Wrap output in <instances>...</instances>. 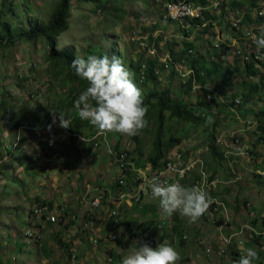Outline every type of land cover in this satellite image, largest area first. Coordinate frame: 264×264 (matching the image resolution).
I'll list each match as a JSON object with an SVG mask.
<instances>
[{
  "label": "rangeland",
  "instance_id": "rangeland-1",
  "mask_svg": "<svg viewBox=\"0 0 264 264\" xmlns=\"http://www.w3.org/2000/svg\"><path fill=\"white\" fill-rule=\"evenodd\" d=\"M55 1L0 0V24L8 21L12 27L21 29L44 25L50 18ZM105 1L74 0L72 2L67 27L56 38L55 52H68L74 58H86L88 55H99L107 49L110 58L120 59L131 73V78L135 64L143 61L141 63L144 65L147 59L155 56L158 61V65L156 64L158 79L147 86L140 83L136 85L142 96L147 90L156 89L159 92L167 89L172 100H183L193 104L195 101L203 102L206 94L211 95L214 92L213 86H218L226 94L215 92L217 99L212 98L207 104L202 105L211 120L213 116H217V126L212 125L209 118L204 124L195 123L191 129L185 125L186 122L177 118L168 121L167 134L176 138L175 145L180 142L185 146L191 144L195 139L192 135L196 133L202 139H208L209 134L206 135V131L210 132L211 129L215 135L225 134L223 136H226L229 131L237 128L244 129L248 137L253 139L252 142H255L256 136L261 133L255 112L264 108V87L254 97V102L237 108V115L244 119L241 118V125L231 127L232 121H228L220 112H225V104L232 99L239 98L242 101L243 93L239 83L244 78H248L242 72L241 60L234 56L231 50L224 52L221 48L219 57L215 56L217 54L215 38L221 28L225 29L226 32L223 33L225 36L226 33L231 32L227 26V19L230 17L235 19L239 16L238 12L241 9H254L253 7L259 6L260 3L264 4V0H223L218 10H210V13L216 17V21L213 20V28L205 32L207 34L196 31L202 30L203 27H194L191 23H184V20L180 22L182 24L165 20L163 7L167 0H145V2L144 0H109L110 7L96 8L100 2ZM233 3L239 5L232 7ZM117 11L120 13H116ZM111 14L115 17H111ZM219 20L222 26L217 24ZM249 24V21H243L241 26L245 30ZM182 26L190 30V36L186 31H182ZM192 30L195 31L192 33ZM253 33H257V30L254 29ZM160 36L158 44H154ZM218 39L221 38L218 37ZM185 42L193 44L196 56L201 59L200 64L210 63L209 60L215 63L216 72L208 76L211 79L205 81L210 90V92L207 91L208 93L203 92L204 83H198L195 80L190 89L188 91L186 89L189 68L181 62H175L174 59L176 52L183 54ZM48 48L39 38L30 43H16L5 47L4 50L0 49V264H120L121 257L135 248L137 242L147 243L153 247L164 242L171 244L179 254L176 264H185V261L191 260H196V264H204L213 256H216L214 263H217L219 259L223 260L220 264H228L225 255L220 257L214 254L207 257L206 253H202L210 248L209 244L216 251L220 243L224 242L221 234L226 232L225 227L215 226L218 215L214 216L210 211L206 212L208 218H205L206 215L203 214L205 217L201 216L190 223L188 218L179 212L167 214L159 204H154L156 212H151V215L154 213L153 217L157 219L154 220L148 216L147 223L144 225V228L150 231L147 235L148 241L145 240L146 231L144 234L137 232L134 236L125 234L123 240L118 243L107 238L106 219L109 218L107 214L112 210L113 205L117 207V201L114 199L116 194L111 187L114 184L115 175L119 172L118 165L115 164L116 159L111 155L112 148L109 149V147L117 141L120 149L131 150L135 144L131 136L115 132L105 134V131L90 125L88 121L85 123L86 120L79 119L80 131L72 135L68 127L60 126L59 113L66 117L68 123L78 116L73 108V101L85 87L79 85L78 81H72L66 77V75L69 76V70L60 60L47 56ZM222 54L229 58H222L220 56ZM235 59L238 62H235ZM169 60L174 62V73L170 66L165 67ZM160 62L164 63V66ZM247 83L243 85V88L248 87ZM71 89L75 97L71 105H65L64 100H69L72 96ZM217 101L223 103L218 104ZM152 117L153 115L147 122L148 131L142 130L139 135L140 152L143 157L144 151L147 155L151 153L155 128L154 119L150 120ZM165 138L167 139V135ZM87 142L90 146L89 150L83 149L84 143ZM194 154L199 155V150L194 151ZM263 159L264 144L257 142L253 153H249L246 159L247 163L242 168L243 173L246 175L247 172L252 171L255 174L260 167L264 168ZM258 164L260 167L256 168ZM217 168H221L220 171L226 174L222 163H217ZM221 172L216 174L218 179ZM254 177L241 178L243 184L253 186L251 190H243L239 197L256 203V207L252 209L254 213L251 208L249 209L251 211V215L247 217L249 226L246 225L243 229L251 233L252 237L247 236L250 239L260 236L256 238L259 242L264 235L260 234L262 232H254L250 225L258 226L255 227L258 231L259 228L264 229L261 226L264 223L260 217L264 216V179L255 175ZM104 187L110 189L97 209L100 216H97L94 226L83 228L80 223L83 222V218L85 219L83 214L86 213L90 200ZM43 200L49 203L46 204L49 210L54 207L69 214H76L81 218L80 223L72 220L61 225L55 223L48 226L41 216L33 217L30 210L41 205L36 202ZM144 200L148 201V198L145 197ZM155 201L157 203V200ZM16 206H20L19 215L26 216L28 213V219H32V225L29 228L35 227L41 239L36 241L27 239L26 230L23 229L26 223L22 222L15 212L14 219L10 217ZM119 209L125 211L122 208ZM68 213L65 214L68 215ZM220 215L227 216L225 209L221 210ZM237 216L239 219L245 218L239 213L234 216V219ZM255 218L259 223L257 222L254 226L252 222ZM177 221L182 224L187 234L184 233L185 243L175 247V242L171 239H175L176 234L173 228ZM208 223L211 225L207 226ZM101 227L105 229L97 231ZM197 227H199L198 231H196ZM58 228L60 230L62 228L59 238L64 242L69 239L72 241L71 250L73 253L75 251L78 253L75 261L72 260V256L69 259L64 249L57 245L55 233ZM78 241L81 245L74 251ZM17 243L18 248L13 246ZM242 246L243 255L245 249H254L252 240L245 239V245ZM44 247L48 255L43 251ZM80 250L86 251L85 254H82ZM254 250L257 251L259 258L253 261V264L254 262L258 264V260L263 261L264 253L259 248ZM108 251L116 252L119 256L111 261ZM13 257L15 260L12 259Z\"/></svg>",
  "mask_w": 264,
  "mask_h": 264
},
{
  "label": "trees",
  "instance_id": "trees-1",
  "mask_svg": "<svg viewBox=\"0 0 264 264\" xmlns=\"http://www.w3.org/2000/svg\"><path fill=\"white\" fill-rule=\"evenodd\" d=\"M74 0H56L54 3L53 11L50 15L49 20L47 21L46 24L40 25V26H29L26 27L25 29L21 28H14L8 21H3L0 24V49L4 50L5 47H10L13 46L16 43H27V42H32L37 39H42L45 44L49 47V53L47 56L51 59H57L60 60L61 63L67 67L69 70V76L66 75V77L72 81L76 80L78 81L79 85H84L83 87L87 86V81L80 79L78 76H76L70 68L71 61L74 59L73 56H71L68 52H55V42L56 38L66 29L67 27V20L70 15V9L72 7V2ZM112 1H117V0H112ZM169 2H177V1H187V2H194L195 4L201 5L203 7V10L200 15L198 16H187L183 20H172L170 19L167 15L165 16V10L163 9V16L165 20L168 22H176L179 24H182L180 22L184 23H191L194 25V27H203L202 30H196V31H201L202 33L207 32L209 29L213 28V20L216 21V17L210 13V10H218L220 6L223 4V0H167ZM145 2V0H144ZM143 3V2H142ZM236 3L231 4L232 7H237ZM105 7H110L109 5V0H106L104 3H99L98 7L96 8H105ZM212 7V8H209ZM252 8H245L241 9L238 13L239 16L235 17V19L230 17L227 19V26L231 29L230 33H226V36L223 34L225 33V29L221 28L219 33H216V38L215 41L217 42L215 46L217 47L215 50V53H217L215 56L219 57V51L222 48L224 52H227L228 49L231 47V44L233 42L239 44L241 48H244L249 45H253L252 40L253 38L251 37V34L248 30V27L245 28H240L236 29L232 27V24L234 22H255L257 24L264 23V4L260 3L259 6L253 7ZM262 11V14H259V12ZM116 13H120L117 11ZM115 14V13H114ZM256 16H261L256 20H253V17ZM111 17H115L113 14H111ZM217 24L222 26V22L219 20L217 21ZM183 29L182 31L187 33V35H191V32L189 29H186V26H182ZM225 27V26H224ZM195 30H192V33ZM251 31H254L253 29ZM207 34V33H205ZM151 37V36H150ZM221 38V39H218ZM161 39V36L158 37L155 41L154 44H158V41ZM152 45V44H151ZM219 48V49H218ZM97 51H99L96 48ZM100 52V51H99ZM264 50H260V52L257 51L258 54H262ZM183 54H180V52H176L174 59L175 62H181L183 65L187 66L189 69H193V74L189 75L186 81V89L187 91L190 89L192 82H193V75L196 77L195 81L198 83H204L206 84V80L211 79L209 78L212 73L216 72V67L214 66L215 63L214 61L209 60L210 63H201L200 64V57L196 56L195 50L193 48V44L185 42V49L182 50ZM107 55L110 58L109 51L107 49H104L102 52L99 53V55ZM143 55V53L141 54ZM223 58V54L220 55ZM240 60V57H237ZM143 61H140L139 63L135 64L134 69H133V76L132 80L135 85L138 83L142 84L143 86L149 85V83L156 81L158 79V74H157V69H156V64L158 65L157 58L154 56L152 59H147L144 65H142ZM235 62H238L237 59H235ZM161 65L164 66V63L160 62ZM173 64L174 62L169 60L168 66H170V69L173 71ZM260 65H255L253 61L245 62L242 60V72L247 77L248 79H243L239 83L240 86L242 87V101L238 104L235 103L234 99H232L228 104H225L224 110L225 112H220L221 114H230L232 113L229 110L235 109V107H244L245 105L254 102V97L260 92L261 88L264 87V61H261L259 63ZM261 66V68H260ZM209 76V77H208ZM208 77V78H207ZM247 80H250L251 82H246ZM255 80V81H253ZM248 84V87H244V84ZM214 92L212 94V98L217 99L216 93H221L222 95H226L225 91H222L219 89L218 86H213ZM216 92V93H215ZM72 93V96L69 98V100L65 99V105H71L72 104V99L75 97L74 92L71 89L70 94ZM143 101H144V107L146 108V115L145 119L148 122V119L150 118L151 115L153 117L150 119H154L155 123V128H154V133H153V140H152V146H151V153L150 154H145L144 151V157L141 155V148L139 144L141 145V139H139V135L142 130L148 131L147 130V124L146 126L138 131L136 135L131 136V140L135 144L133 149L131 150H124L119 148V142L115 141L112 143V147H109L111 149V155L113 158L117 159L115 164L117 165H122L121 170L115 175L114 179V184H112L111 189L115 191V200L116 196H118V193L121 192L124 194L123 198V205L125 206L124 199L129 197L133 200V206L130 208L131 209V215L128 217V221L123 219H118L120 216L119 213V208H122V206H118L114 208V213L110 215L108 219H106V225L108 229L107 233V238H110L113 236L115 242H119L120 240H123V237H125V234H128L129 236H134L137 234V232H143L146 228H144V225H135L133 222L136 220L134 219L135 216L139 215L138 213L136 214V211H139L141 215L147 214V209L150 207V203L148 201H145V197L148 198V200H152L153 197L150 195V191L139 192V200H135L137 194H138V186L137 183L135 182V173L130 167H132L134 164L137 167H142L144 168L147 165L151 166L150 173L151 175L153 174H158L160 173V170L165 168V163L168 161L166 154L171 153L172 150H174L175 146V141L176 138L173 136H169L167 134L168 132V121H173L175 118L178 120H181L183 122H186L188 125V128L191 129L192 126L197 123L198 125L204 124L206 120H208L209 116L206 114V111L203 112L202 108V102H198L195 104H188L183 100L179 101H174L171 99L169 92L167 89L163 91H157L156 89L153 90H147L145 91V94L143 95ZM64 104V102H60V104ZM218 104L223 103L222 101H217ZM168 113V114H167ZM204 113V116L201 114ZM228 115V116H230ZM255 118L258 119L260 126H258L261 130V133L257 135L256 140L257 142H262L264 144V108L256 111L255 112ZM236 120V118H234ZM232 120V121H234ZM212 122L214 125L217 124V116H213ZM87 123V121H85ZM80 120L78 116H75L72 118V120L69 122V132L71 135L75 132L78 133L80 131ZM91 132H96V131H91ZM107 132H105L106 134ZM208 139L212 138V134L208 133ZM167 135V139L165 136ZM208 139L201 138V137H195V143L193 145H187L189 148V152L193 154L194 151L199 149V146H204V143H208L210 145L213 142H209ZM87 143H84L83 149H88L90 146L87 145ZM109 146V145H108ZM71 148V147H70ZM73 149V147L71 148ZM203 149V148H201ZM219 149V150H217ZM91 151V149H90ZM210 155L212 158L215 160V163H219L221 158H223L224 153L221 151L220 148H212L211 149ZM92 152V151H91ZM150 152V151H149ZM125 153L126 155H123ZM251 153V151H250ZM123 155V157H121ZM136 156V157H135ZM122 160H120V159ZM141 159H146L145 161H140ZM204 162V160H203ZM133 163V165L131 164ZM205 165V164H204ZM130 169V170H128ZM255 176L261 178L256 172L254 174ZM196 178L199 176L196 175ZM263 179V178H261ZM122 181V183H121ZM120 186V188H119ZM110 188L104 187L103 190L107 193ZM94 195V194H93ZM106 197V196H105ZM91 201V200H90ZM38 204H49L47 202L43 201H38L36 202ZM122 203V202H121ZM119 203V205H122ZM225 203V202H224ZM142 205V207H140ZM219 208V207H218ZM98 208L92 206L91 204L88 205L86 213L83 214L84 222H91L92 224L89 227H92L95 225V222L97 220V216L100 215L97 211ZM137 209V210H136ZM217 209V208H216ZM223 208L221 207V210ZM33 208L30 210L31 214H33ZM62 211V210H61ZM127 212V211H126ZM68 213V212H64ZM30 214V216H31ZM69 215V216H68ZM64 214L61 216L57 217V221L53 223L47 222L48 220L46 219V215H38L41 216L44 221L47 223L48 226L51 224H57L61 225L65 223L66 221H72L73 222H78L80 223L81 218L77 217L76 214ZM33 217H37V215H32ZM31 216V217H32ZM72 216V217H71ZM157 219L154 216V220ZM257 220V219H256ZM255 219L253 220L252 224H256L257 222ZM218 224H222L224 222L223 218L219 216V218L216 220ZM26 223L27 227H30L32 224ZM124 224V228L121 229L120 233H118L117 229L120 226V224ZM143 226V227H142ZM261 226H264V224H261ZM26 227V228H27ZM88 227V228H89ZM83 228H85L83 226ZM105 229V228H104ZM174 231H175V239L172 238L171 240L175 242V247L179 244H184L185 239L184 237L186 236L183 232V227L182 224L179 223L178 221L176 222L174 226ZM62 230V228H61ZM60 228L56 230L55 233V240L57 242V245L60 246L61 248L64 249V251L67 253L69 256V259L72 255V241L66 240L65 242L59 238L60 232H62ZM126 230V231H125ZM139 230V231H138ZM148 233L146 234L145 240L148 241L147 235L149 234V229H146ZM145 230V231H146ZM82 231V230H81ZM126 232V233H125ZM144 234V233H143ZM262 235V233H260ZM262 237V236H261ZM256 238H260V236H257ZM256 238H253L252 240H256ZM100 240V238H98ZM98 240V242H99ZM170 240V241H171ZM172 241L170 243H172ZM116 243V244H117ZM261 243V240L259 241ZM118 245V244H117ZM36 249V248H35ZM37 251V249H36ZM43 251L45 252L46 255H48V252L46 248H43ZM229 251V250H228ZM109 252V251H108ZM110 254L111 251L109 252ZM264 253V251H263ZM229 255L232 256V252H228ZM117 255V254H115ZM119 255H117L118 257ZM78 257V255H76ZM233 261H236V258L233 256L232 257Z\"/></svg>",
  "mask_w": 264,
  "mask_h": 264
},
{
  "label": "clouds",
  "instance_id": "clouds-1",
  "mask_svg": "<svg viewBox=\"0 0 264 264\" xmlns=\"http://www.w3.org/2000/svg\"><path fill=\"white\" fill-rule=\"evenodd\" d=\"M259 17L261 16L253 17V20L258 19ZM241 23L242 22H234L232 27L240 29L242 28ZM247 27L249 31L252 29L257 30V33H255L256 36L253 37V42L256 45L258 52L264 50V23L257 24L255 22H250ZM251 32L253 33V31ZM238 46L239 44L234 42V46L231 44V47L228 50H231L233 54V49ZM233 55L236 56L235 54ZM223 58L226 59L229 58V56L223 54ZM240 60L242 62L241 58ZM249 61H253L255 65L259 66V63L264 61V59L255 61L251 58ZM168 64L169 63H166L165 67H168ZM70 68L76 76L87 81V86L73 101V108L76 110L79 119L88 121L90 125L101 131L126 134L128 136L136 135L140 129L146 126L147 121L145 115L147 110L144 107L142 93L134 84L131 78V73L122 64L118 57L109 58L106 54L88 55L86 58L76 57L71 61ZM191 74H193V69H189V75ZM195 78L196 77L193 75V81ZM202 87L204 93L207 91L210 92L206 84H203ZM212 94H206L205 97H203L202 105L207 104V102L212 100ZM234 101L238 104L240 99L235 98ZM195 103L197 102L195 101ZM237 108L238 107L236 106L235 109L229 110L232 115L224 114L223 116H225L228 121H232V117L236 118V120L241 119V117L237 115ZM202 110L205 112L206 109L204 106ZM201 115L204 116V113ZM209 121L214 125L210 118ZM241 122L242 119L240 120V123ZM59 123L60 126L64 128L69 127L66 117H63L60 113ZM185 125L188 127L186 123ZM192 133L193 132H191V134ZM208 133H212L211 139H214L213 144L218 143V145L221 146L220 143H222V137L220 135H215L212 129L210 132L206 131V135ZM231 134H233V137ZM229 139L234 145H238L241 142V134H238L236 130H232L229 132ZM235 140H237V143ZM189 145H193L192 142ZM206 149H208V147H206ZM243 151L247 152V154L243 153ZM242 153L245 156H249V148L245 147L242 150ZM202 154L203 152L200 150L199 155L194 154V152L191 154L188 146H185L180 142L178 145L174 146V150H172L171 153L166 154L168 161L165 163V168L160 170L165 172V175L168 178V183H162L159 177L154 176L145 185V187L150 190L151 197L158 200L160 208L165 213L171 214L173 212H179L181 215L187 217L188 222L190 223L195 222L203 214L206 215V212L208 211L214 213L217 210L216 208H224L223 202L209 193L212 185L216 184L218 181H209L201 157ZM145 168H147L146 173L150 177L151 166L147 165L142 169ZM262 168L263 166L259 169ZM189 172H194L195 176L198 175L199 177L196 178V181L192 186L181 185ZM136 183L137 186H139L140 182ZM120 193L121 192L118 193V196ZM105 195L106 192L104 193V196ZM118 196H116L117 207L120 206L119 203L123 202V200L119 201ZM124 202L126 205L128 204L125 200ZM133 204L134 203L129 204V206L132 207ZM245 206L250 207L251 203L245 202ZM112 211H114V209L108 212L109 217V213ZM47 222L53 223L50 221ZM162 223H164V221H162ZM80 224H82V222ZM244 226L246 225L241 227L243 232H245L243 229ZM241 228L237 231H232L227 235L234 234ZM27 229L36 230L35 227L25 228V230ZM146 233H148L147 230ZM222 236L224 237L226 235L222 234ZM39 239H41V235ZM233 239L237 240V235H233L232 240ZM221 244L222 245L218 246L216 251H214V249L206 250V256L210 257L214 254L220 256L226 255L230 249L231 243L227 244L223 242ZM260 246L264 247L262 245ZM220 249H223L222 253L220 252ZM233 252L239 259L236 264H253V261L259 258L257 251L252 248L245 249L244 255L243 249L237 247ZM240 252H242V254ZM73 255L76 257L78 253L75 251L71 256L73 257ZM76 259L77 257L75 259L72 258L73 261ZM178 259L179 254L177 250L167 242L159 243L155 247L150 246L147 243L137 242L135 248L121 257L120 264H176Z\"/></svg>",
  "mask_w": 264,
  "mask_h": 264
},
{
  "label": "crops",
  "instance_id": "crops-1",
  "mask_svg": "<svg viewBox=\"0 0 264 264\" xmlns=\"http://www.w3.org/2000/svg\"><path fill=\"white\" fill-rule=\"evenodd\" d=\"M232 118L234 120V117H232ZM242 119H244V118H242ZM240 120L241 119L232 121V123H230L231 127H234V125L236 127L241 125L240 124ZM232 130H236L238 132V134H241V142H240V144L234 145L232 143V141L229 139V132H230L229 131L227 133V136H223L225 134H223V135L221 134L220 135L222 137V143H220L221 146H219L218 143H216V144L211 143L210 145H208V143L205 142L204 146H199L200 148L198 149V150L203 152L201 157L204 160V164H205V168H206V174L208 176L209 181H211V180H217L218 181L216 184L212 185L211 190L209 191V193L212 194V196H215L216 198H218L221 202H223V204H224V208L223 209H225V211L227 212V216L226 215L225 216H221L220 215L221 209L217 208V210L214 213H212V215H214V216L218 215V217H216L217 219L219 218V216H221L223 218L224 222L222 224L215 223V226H217V228L225 227L226 228V230H225L226 232L222 233L224 235H227V234H229L232 231H237L243 225H248L249 221H248L247 217L251 215V211L254 213V211L252 209L254 207H256V203L254 201L251 202L249 199H245V198L241 199L239 197V194L245 189L251 190L252 189L251 186H253L251 184H246V185L243 184V181L241 180V178L245 177V176H247L248 179H249V176L250 177H254V174H253L252 171H249V173L247 172L246 175L242 171V168L247 163L246 159L248 157V156L246 157L242 153V150L245 147H247V148H249L251 153H253V149L257 145V140L255 139V142L253 143L252 142L253 139H250V137H248V134L246 132H244V129H242V128H237V129H232ZM192 136L194 138L195 137L197 138L198 134L196 133V134H193ZM208 141L209 142H214V139L209 138ZM192 144H196L195 140L192 141ZM196 146H197V144H196ZM206 147H208V149H206ZM201 148H203V149H201ZM212 148H214V149L215 148H220L221 151L224 153L223 158H221V160H220V163H222L223 168L226 170V174H224V173H222L220 171L221 168L220 169L217 168V163H215V160L210 155V153L212 152L211 151ZM217 150H219V149H217ZM255 167L258 168V167H260V165L258 164V166H255ZM256 168H254V169H256ZM220 172L222 174L220 176V179H218L216 177V174L220 173ZM212 174H213V176H211ZM195 181H196V177H195L194 172H189L187 177L181 183V185H183V186H192ZM155 200H157V199L153 198L152 200H148V202L150 203V207H148V209H147V214L142 216L141 213H139V211H136V213H138L139 215L134 217V219H136V220L133 222V224H135V225H140V224L141 225H145L147 223L148 216L151 219H154L153 215L156 212L155 209H154V207H155L154 204L155 205L159 204L158 200H157V203H156ZM245 202H250L251 203V206H250L251 207V211L249 210L250 207H246L245 206ZM121 204L122 205H120V206H122V209H124L125 211H122V210L119 209L120 216H119L118 219H123V217H124V220L128 221L129 220L128 217H130V215L132 214L131 213V209H130L131 207L129 206V204L124 206L123 202ZM133 206H135V205H133ZM84 207H87V206L84 205ZM140 207H142V205ZM260 207H261V205H260ZM111 208L114 209L115 206L113 205ZM19 209H20V206L14 207V211L11 213L10 217L14 219V217H15L14 212L17 213V215H19ZM227 209H229V211ZM151 212H154L153 215H151ZM239 213L241 215H243L245 218L239 219V217L237 216L234 219V216L236 214H239ZM107 216H108V214H107ZM203 217H205V216H203ZM260 217H261V219L263 220V223H264V219H263L264 216L262 215ZM19 218L21 219L22 222H25V223L32 222V219H28L29 218L28 213H27L26 216L19 215ZM205 218H208L207 214H206ZM230 218H231V220H230ZM255 220H256V218H255ZM239 222L241 224H239ZM254 222H258L259 223L258 220L254 221ZM256 224H253V225L255 226ZM122 225L123 226H119L118 227L117 231H120L122 229L121 227H123V228L125 227L124 224H122ZM210 225L211 224L208 223L207 226H210ZM23 227H24L23 229H25L27 226L25 225ZM250 227H251V229H253L254 232H257V233L264 232V229L260 230V228H259V231L256 230L255 227H258V226L253 227V226L250 225ZM104 228L101 227L97 231H101ZM198 229H199V227L196 228V231H198ZM145 230H143V233L145 232ZM183 232L185 234H187L185 229H183ZM166 233H168V231H166ZM247 236L252 237L251 233L248 230H247V232L245 231V239L252 240V239L248 238ZM18 238L20 239V237H18ZM245 239L243 238L242 245H245ZM17 242H19V240ZM252 243L254 245V247H253L254 249L259 248L260 250L264 251V247H261L260 246L261 244L257 240H252ZM79 245H81V243L78 241V244L75 245L73 250L75 251L76 248ZM221 245L222 244L220 243L219 246H221ZM242 245H239L238 241L236 239L232 240L231 245H230V249H229V251L232 252V256L229 255L228 253L225 255V256H227V259H228V262H229L228 264H236V262L239 261V259L236 257V255H235V253L233 251H234V249H236V247L240 248V249H243ZM13 246L18 248L19 245L17 243L16 245H13ZM208 247H210V248H208L207 250L213 249V247L210 244H209ZM80 251H81L82 254H85V252H86L84 250H80ZM202 253L204 254V253H206V251H204ZM115 254H116V252L110 254L109 260L112 261L114 259V257L117 258V255H115ZM218 256H220V255H218ZM233 256L236 258V261L232 260ZM215 259H216V256L215 257L213 256V258H208L206 263H204V264H220L223 261V260L217 259V263H214L213 261ZM190 262H193L192 264H196V260L185 261V264H189ZM257 262H258V264H264V255H263V261L258 260ZM254 264H256V263L254 262Z\"/></svg>",
  "mask_w": 264,
  "mask_h": 264
},
{
  "label": "built area",
  "instance_id": "built-area-1",
  "mask_svg": "<svg viewBox=\"0 0 264 264\" xmlns=\"http://www.w3.org/2000/svg\"><path fill=\"white\" fill-rule=\"evenodd\" d=\"M163 9L165 10V16L167 15L170 19H174V20H183L185 17L187 16H198L201 14L203 7L201 5L195 4L194 2H166L164 4ZM259 14H262V11L259 12ZM251 34V37L253 38L254 36H256L255 34H253L251 32V30L249 31ZM253 45H249L246 46V48H241V47H236L233 49V54H235L236 56H239L242 60L244 61H249L251 58L255 61H259L264 59V52L262 54H258L257 53V48L256 45L254 44L253 40H252ZM232 46H234V42L232 43ZM231 136L233 137V134H231ZM235 142L237 143V140H235ZM243 153L247 154V152L243 151ZM123 155H126L125 153H123ZM123 155H121V157H123ZM120 159V158H119ZM117 160V159H116ZM121 160V159H120ZM122 161V160H121ZM133 165V163H131ZM119 170H121L122 165H118ZM130 169H132L135 173V182H140L139 186H138V194L135 198V200H139V192L143 191V192H147L150 191L148 188L145 187V185L147 184L148 181H150L152 179V177L156 176L159 177L160 181L162 183H168V178L165 175L164 171H160V173L158 174H153L150 177L147 175L146 170L137 167L135 164L130 167ZM128 169V170H130ZM258 175L264 179V168L257 170ZM122 183V181H121ZM143 185V186H141ZM97 194L94 195L90 201L89 204H91L92 206L99 208L101 206L102 200L105 197L104 196V191H97ZM119 201L123 200L124 198V194L120 193L119 196ZM128 204H132L133 200L129 197L124 199ZM112 213H114V211L110 212L109 215H112ZM33 214L34 215H46V219L50 222H56L57 221V217L64 215L63 210H59L58 208H54L52 207L51 210H49V208L47 207V205L45 204H41L39 206H36L33 210ZM72 217V216H71ZM92 223L91 222H82V225L84 227H89ZM245 232H243L242 228L238 231L235 232L234 234H230V235H226L224 236V242L229 244L232 242V238L233 235H237V241L239 245H242L243 243V237H244ZM264 235V232L263 234ZM26 238L31 239L33 241H36L40 238V234L38 231L34 230V229H27L26 233H25ZM262 240H261V245L264 246V236H262ZM111 240H114V237H111ZM220 252H223V249H220ZM242 254V252H240ZM73 259H75L76 257L73 255L72 257ZM13 260H15V257L12 258Z\"/></svg>",
  "mask_w": 264,
  "mask_h": 264
}]
</instances>
